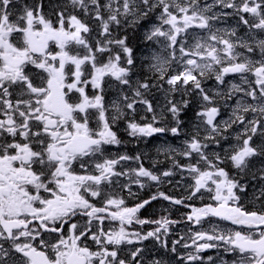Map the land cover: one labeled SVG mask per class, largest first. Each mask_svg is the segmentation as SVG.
Masks as SVG:
<instances>
[{
  "label": "snow or ice",
  "instance_id": "1",
  "mask_svg": "<svg viewBox=\"0 0 264 264\" xmlns=\"http://www.w3.org/2000/svg\"><path fill=\"white\" fill-rule=\"evenodd\" d=\"M0 264H264V0H0Z\"/></svg>",
  "mask_w": 264,
  "mask_h": 264
},
{
  "label": "flooded vegetation",
  "instance_id": "2",
  "mask_svg": "<svg viewBox=\"0 0 264 264\" xmlns=\"http://www.w3.org/2000/svg\"><path fill=\"white\" fill-rule=\"evenodd\" d=\"M143 197H145V194H143ZM154 213L157 214V209H156L155 202L152 204V206L150 208L147 209V211H145V210L141 211V215L142 216H149V215H152Z\"/></svg>",
  "mask_w": 264,
  "mask_h": 264
},
{
  "label": "rangeland",
  "instance_id": "3",
  "mask_svg": "<svg viewBox=\"0 0 264 264\" xmlns=\"http://www.w3.org/2000/svg\"><path fill=\"white\" fill-rule=\"evenodd\" d=\"M190 121H191V120H190ZM190 121H189V122H190ZM112 150H113V151H115L116 149H115V148H113ZM212 222H213V223H215V221H212ZM221 226H222V225H221ZM207 227H209V224H208V225H206V228H207ZM228 227H229V226H228ZM180 234H182V232H180ZM177 236H178V235H177ZM176 238H177V237H174V238H172V239H176Z\"/></svg>",
  "mask_w": 264,
  "mask_h": 264
},
{
  "label": "trees",
  "instance_id": "4",
  "mask_svg": "<svg viewBox=\"0 0 264 264\" xmlns=\"http://www.w3.org/2000/svg\"><path fill=\"white\" fill-rule=\"evenodd\" d=\"M133 43L135 44V46L139 44V43H137L136 41H134Z\"/></svg>",
  "mask_w": 264,
  "mask_h": 264
}]
</instances>
